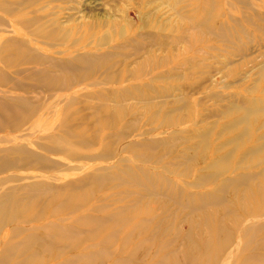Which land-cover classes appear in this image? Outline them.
Here are the masks:
<instances>
[{"label": "bare ground", "instance_id": "bare-ground-1", "mask_svg": "<svg viewBox=\"0 0 264 264\" xmlns=\"http://www.w3.org/2000/svg\"><path fill=\"white\" fill-rule=\"evenodd\" d=\"M163 2L176 17L163 20L148 14L150 20L144 21L138 13L142 23L129 33L117 31L114 45L113 37L91 40V28L53 26L21 10L11 19L18 36L0 24V63L5 68H0V264H215L230 252L237 235L245 241L231 263L264 264V242H256L264 236V223L241 227L233 220L242 214L246 219L264 217V97L240 94L236 100L243 106H238L242 115L232 119L229 128L242 131L227 139L220 136V146L211 137L206 143L208 135L202 138L213 129L197 128L216 115L205 113L201 97L183 99L192 111L179 116L169 113L168 103L156 102L172 94L177 84L166 80L178 70L199 78L181 86L183 92L215 97L216 90L207 84L216 82L208 78V57L179 60L175 52L182 43L197 44L201 38L193 33H198L218 41L216 49L224 51L228 45L236 57L244 58L248 47L241 27L261 14L251 10L250 16L248 0ZM23 33L28 38H21ZM229 59L219 63L228 65ZM221 72L220 86L234 90L228 80L238 81L236 71ZM74 86L85 91L80 101L56 95ZM261 87L255 89L264 94ZM239 89L235 92L241 93ZM56 104L60 107H52ZM55 107L57 120L50 116ZM113 123L121 129L114 135V147L113 134L103 133ZM24 126L33 131L22 133ZM148 135L153 138H142ZM131 137L140 138L125 141ZM229 144L235 150H228ZM120 152L131 153L134 160L119 158ZM88 163L89 170L82 171V164ZM125 182L142 188L135 196L139 201L161 194L189 215L202 213V219L186 220V231L175 226L154 244L152 239L161 233L154 207L119 204L121 194L104 192ZM196 189L208 191L193 192ZM228 195L239 202L238 211L227 207ZM217 207L220 216L214 214ZM37 244H43L40 250ZM169 246L173 249L165 251ZM255 246L256 254L242 257Z\"/></svg>", "mask_w": 264, "mask_h": 264}, {"label": "rangeland", "instance_id": "rangeland-1", "mask_svg": "<svg viewBox=\"0 0 264 264\" xmlns=\"http://www.w3.org/2000/svg\"><path fill=\"white\" fill-rule=\"evenodd\" d=\"M249 1L250 0L246 2L245 0L246 2L245 4L253 8L252 9L249 8L250 9L249 10L247 9L248 7L244 5L243 3L244 6H242V8L243 7L244 8L242 10L247 13L250 11L251 12L250 16H252V13L254 12H256L258 15L261 14L262 16L260 15L261 17L259 16L255 18L254 16H252V18L250 17V21L248 23L243 22V26L241 25L242 26L241 34H243L241 35L242 40L244 44H246L245 46L248 47V49L245 47L246 48L245 52H247L248 55H245L244 58L242 56L236 57L233 54L234 50L230 48H226L228 47V45L225 46L224 51H222V49L220 50L216 49L217 47L221 46L219 45L218 41L216 42L214 39L212 40L211 38H209V36L205 34H198V33H193L195 36L201 38V40L199 39V42L197 44L193 46L190 43H187V44L182 43L180 44V51L175 52V54H177V56L179 57V60L188 59L190 58L191 55H196L199 57H208L207 62L212 63V66L210 68L212 72H210L211 74L209 75L208 78L215 79L216 82H215V85H212L211 80H209L207 84L209 85L208 86L209 88L211 87L212 90L213 88L216 90L217 92L216 96L209 98L207 97L205 93L203 92L197 93L195 92V90H190L189 92H183L181 89L182 88L181 86L188 85L189 82H191V80L195 77H193L194 75L189 77V75H186L184 70H178L176 71L177 73H174V75L172 76L173 78L171 77L166 80L168 83L177 84L175 85V88L176 87L177 88L176 89L174 88L172 94L168 96L156 98V102L159 105H161L163 102L168 103L167 109H170L171 112L169 113L171 115L175 114V116H179L183 114L186 115L188 113V110L190 107L188 108L186 104L189 100L191 102L192 99L196 97H201L202 103L206 106L205 113L208 110H211V112L216 113V115L212 117L211 119H209L207 122H205V124H198L197 126V128L200 129L202 127L201 125H203L204 127H207L209 129L208 131H211L213 129V132L211 131V133L209 134L207 133L205 134V137L204 136L202 137L203 139L204 138L206 139V136L207 135L209 136V137L207 136L206 141L204 140L206 143H208V138L210 139L211 137L212 140L215 141V144L220 146L224 141V138L220 136H225L226 137L225 139H227L231 136L233 137L236 134H239L242 131L240 128L235 129V130H231L229 128L230 127L229 125L232 122V119L239 118L242 115V111L239 110L240 109L239 107H243V106L241 105L240 102L236 100L238 97L242 96L240 94H243V95L251 94L253 98L254 97L255 98L264 97V94H262L261 92L259 93L258 89H255L259 85L264 88V55H263L264 54V44H263L264 42L262 43V41L264 40V8H262L264 6V2H263L264 0H251V3ZM253 3L254 5H257V6L259 4V7L261 8L259 9V7L253 6ZM5 4L6 6H8V8L6 6H3ZM12 4L15 7H13ZM9 6H11L12 9ZM254 9H257V10H254ZM20 10L22 12H25L27 15H29V18L32 20H35V19L44 20L46 23L48 22L49 24L53 26L61 25L65 27H70L73 24H80L81 26L91 28L93 32L90 35L91 40L99 41V42H101V40L110 41L113 37V45L116 43L114 37L117 34V31L118 32L120 31L121 33H129L132 30V28L134 29V27L142 23V20L141 21L139 20L138 13L143 16L144 21L150 20L149 18L150 16H156L157 14L162 16L161 18H164L163 20H165V18L169 16L171 17L177 16L176 14L173 13L171 6H168V4L164 3L163 0H0V24L5 25L7 27V30L8 29L12 30L14 25H16L11 20L12 16L14 15V13H17ZM251 10L254 12H252ZM148 14L150 16H148ZM243 29H244V32H243ZM9 35L18 36L16 33H14V30H12L9 33ZM246 35H248L247 36L248 38L245 37ZM26 37L27 36H25V33L21 34V38L26 39ZM252 37L254 39L257 38L256 41ZM258 42H260L259 43L260 45L258 44ZM207 44H211V46H215V48L212 49L213 47L207 46ZM260 46H262L261 49H260ZM205 47H207L208 50H206ZM212 55L214 57H211ZM227 56L230 58L229 61H231V63H229L228 65L227 63L225 64L219 63V62H226L225 59ZM0 68L5 69L3 67V64L1 63H0ZM260 68H262V70ZM220 69L222 71H229V70L236 71L234 72L233 75L236 76L237 74V76L239 77L238 81L233 83L234 81L232 80L235 78H232V77L229 78L228 80L230 82L229 85H232L230 87L235 88L234 90L233 89L229 90V87L228 88L221 87L223 83L220 82V80L222 79L223 73L222 72L219 73ZM259 69L261 70V72L263 71L262 72L263 75H261L262 78H260ZM11 74L12 76L16 77L15 74L13 73ZM174 78L177 80H175ZM171 79H174V80H171ZM197 79H193V81L196 82ZM258 81L262 83L260 84ZM255 84H258V85L256 86ZM76 87L78 86H74L73 89L66 87V89L62 91H58L56 95L62 94L64 95V97L66 96L68 98L75 97V98H79V101H80L81 99H83L82 94L85 93V91H83L82 89H78ZM239 87H240L239 90L241 91V93L235 92L236 89ZM242 88L243 90H241ZM251 88L254 89V91L251 90ZM37 94L38 93H36V95ZM38 95H41V93ZM45 95L47 94L44 93L41 96L45 97ZM257 95H262V96L259 97ZM183 99L184 100L188 99V101L184 102ZM92 101L97 102L98 104L101 103V102H98V100L96 99L95 100L92 99ZM79 104H81V102ZM81 105L83 106V103ZM235 105H236V108H234ZM54 106L60 107L57 104L52 105V107ZM185 109L187 111H185ZM235 110H236V113L234 112ZM51 111H53L52 113H50L51 119L53 118V120H57L58 117L60 116L59 115L60 112L57 110L56 107L53 108ZM189 111H192V110L190 109ZM229 111L231 112L230 115H229ZM91 112L92 110H89V109L83 110V113L87 115H90ZM227 114L228 116H226ZM40 117L41 118L39 120L42 119V116ZM39 120L37 121V123H39ZM88 124L92 125V121L88 122ZM183 128H186V126ZM22 129H23L21 131L22 133L33 131L32 129H27L26 126H24ZM120 130H121L120 127L118 128L117 126H115L114 123H113L112 128L110 127V128L103 130V133L106 134L107 136H110L113 134V142H114L113 147L116 142L114 140V135ZM227 130H229V132H227ZM104 134L101 137V139L105 136ZM36 135L38 136L39 132L34 133V136ZM139 138L140 137H137V138L131 137V138L126 139L125 141H131V140L133 141ZM142 138H153V135L143 136ZM33 139H35V137H33ZM101 139L99 140V142L101 141ZM107 139L108 141H111V139L109 138ZM198 140L199 139L197 138L196 140H194V142L195 141L198 142ZM23 141H26V139L25 140L23 139ZM227 149L235 150L234 144H229ZM120 157L134 160V156L131 153H127V152H120L119 158ZM101 163L104 165L107 164V166L111 164L110 162H106V161H101ZM142 165H147V164H142ZM149 165L151 164H148V167H151ZM82 167H83L82 171H85V172L88 171L89 163L82 164ZM154 170L162 171V169H158V168L157 169L154 168ZM73 177L75 176H72V178ZM141 189L142 188H138L132 183L125 182L121 184L116 183L114 185H111L110 188H107L104 192H106L110 196L112 194L114 196L117 193L121 194L122 201H120L119 204H127V205L131 204V205L137 206V205L142 204V202H144L145 204H149L150 206L154 207L153 212H154V215L156 216L155 224L160 226V232H161L158 236H154V238L152 239V243L155 242L154 244L156 243L159 244L161 242V239L159 238L162 234L169 233L170 235V233L172 232L175 226L177 227L176 230L186 231L187 226H188V224L186 223V220H189V222H191L192 220L202 219L201 217L202 213L197 212L195 214L189 215L188 214L189 211L186 209H181L175 200H172L171 198H168L161 194H158V195L155 194L152 196L150 195V196L143 198L141 201H139L135 196H136V192H139ZM197 190L198 189L193 190V192H196ZM198 191L205 193L208 190L201 189ZM228 197H229L228 200L230 202L227 200L226 202L227 207L231 208L232 210L234 209L238 211L237 209L239 208V206L237 205L239 202L237 203V201L234 198H231V195H228ZM214 210H216V212H214L215 216H220L223 214L220 208L218 210V207L215 208ZM48 213H50L49 210H46V214ZM241 216L238 219L233 218L234 221L238 220L237 222L239 225H241V227H244L245 225L247 226L248 224H252L255 226V225H259V223H264V217L257 218L255 216L253 217L247 216V219H246L245 214H242ZM227 224L234 225L236 223H233L232 221H228ZM26 225H31V224H26ZM199 233L201 234V230ZM196 234H198V231ZM242 241H245V238H243L242 235L235 236L234 243L230 244L231 245L229 249L230 252H227L226 254H224L221 257V259L215 264H232L231 261L235 260V255H236L235 253H241L239 249H240V245ZM256 242H259V243L264 242V236L257 238ZM41 246H43V244H37L35 246V249L40 250ZM172 249L173 247L169 246L165 251H170ZM256 249H257L256 246L253 247V249L247 252V254L243 253L242 257L248 254H256L257 252ZM242 264H246V263H242ZM257 264H262V263H257Z\"/></svg>", "mask_w": 264, "mask_h": 264}]
</instances>
